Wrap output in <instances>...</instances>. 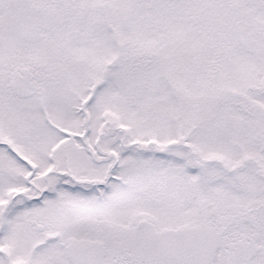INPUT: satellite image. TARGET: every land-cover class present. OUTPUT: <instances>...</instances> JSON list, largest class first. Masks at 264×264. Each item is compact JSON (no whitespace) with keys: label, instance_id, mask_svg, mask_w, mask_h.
<instances>
[{"label":"snow or ice","instance_id":"obj_1","mask_svg":"<svg viewBox=\"0 0 264 264\" xmlns=\"http://www.w3.org/2000/svg\"><path fill=\"white\" fill-rule=\"evenodd\" d=\"M0 264H264V0H0Z\"/></svg>","mask_w":264,"mask_h":264}]
</instances>
